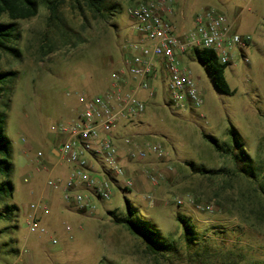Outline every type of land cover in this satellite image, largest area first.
<instances>
[{
  "label": "rangeland",
  "instance_id": "374dc122",
  "mask_svg": "<svg viewBox=\"0 0 264 264\" xmlns=\"http://www.w3.org/2000/svg\"><path fill=\"white\" fill-rule=\"evenodd\" d=\"M153 1L102 0L103 17L82 0H64L59 14L72 34L69 44L49 27L44 0H39L36 17L19 21L21 39L14 46L20 57L9 53L0 57V72L15 73L0 99L15 166L13 197L0 200V210L6 203L16 207L10 220H0V264H156L145 253L142 240L109 214H125L127 200L138 216L180 247V256L162 258L158 264H199L190 258L178 215L191 220L207 241L210 264H264V197L256 191V183L235 172L231 157L218 153L204 137L232 144L234 129L255 164L264 163V0H170L179 12L175 26H181V13H186L188 33L195 30V17L211 9L224 14L235 33L251 37L244 49L248 62L241 50L235 51L226 71L236 94L220 92L191 49L181 62L190 70L203 105L180 111L166 107L160 76L155 98L139 94L147 101L143 117L121 129L126 134H153L150 141L168 152V164H159L164 175L160 185L155 189L151 185L142 196L135 185L129 190L115 185L109 200L92 197L82 188L78 193L89 201L80 207L65 197L71 167L53 149H60L66 138L53 128L77 117L82 110L79 96L108 89L137 32L128 9ZM39 165L46 168L38 171ZM124 165L137 178V164ZM223 168L226 172H219ZM50 179L61 185L48 186ZM150 192L156 204L147 200ZM41 199L49 211H39L40 228L31 232L30 207Z\"/></svg>",
  "mask_w": 264,
  "mask_h": 264
},
{
  "label": "built area",
  "instance_id": "2783aa9c",
  "mask_svg": "<svg viewBox=\"0 0 264 264\" xmlns=\"http://www.w3.org/2000/svg\"><path fill=\"white\" fill-rule=\"evenodd\" d=\"M170 2L155 0L128 9L136 33L142 39L126 46L120 66L111 75L108 89L91 97L79 96L82 110L78 116L53 128L66 138L57 153L60 160L71 167V176L65 182V197L75 207L89 201L78 193L82 188L102 200L111 198L115 185L132 189L135 180L124 162L142 164L141 174L148 178L152 188L160 185L164 175L159 164H168V152L161 144L150 141L153 134H126L121 129L143 117L147 104L139 94L146 92L150 98L157 96L155 84L161 69L166 73L165 106L180 111L203 105L190 70L182 66L183 54L195 48L212 49L221 64H231L235 51L241 50L248 62L244 49L251 37L235 33L234 24L224 14L210 9L196 16L195 30L181 38L166 13L172 12ZM144 40L150 43H144ZM42 156L39 152V157ZM42 167L46 168L39 165L37 170ZM47 185L58 188L61 181L50 179ZM146 198L151 204L157 202L153 192ZM30 209L28 224L31 232H37L40 228L39 211L48 212L49 207L41 199ZM206 209L213 208L207 206ZM41 231L45 232V229Z\"/></svg>",
  "mask_w": 264,
  "mask_h": 264
},
{
  "label": "trees",
  "instance_id": "16d2710c",
  "mask_svg": "<svg viewBox=\"0 0 264 264\" xmlns=\"http://www.w3.org/2000/svg\"><path fill=\"white\" fill-rule=\"evenodd\" d=\"M82 1L93 12L102 13L105 10L102 0ZM44 2L49 11V27L59 32L65 44L71 43L72 34L67 30L59 14V7L64 0H44ZM40 5L39 0H0V57L6 53L16 58L20 57V51L14 46L21 39L18 23L36 17L39 14ZM194 52L198 61L207 69L216 88L226 95L234 96L236 91L231 88L226 77V71L231 64H221L212 49L195 48ZM14 77V72H0V99L7 91L8 83ZM6 119V114L0 112V176L3 178L0 180L1 201L11 199L14 190L12 176L15 166L12 162V142L6 135ZM231 136L232 144H228L220 143L214 136L204 135L218 153L231 157L236 165L235 172L256 183V191H259L264 197V163L255 164L254 160L246 153L242 140L234 129L231 130ZM199 171L203 172V170ZM220 171L226 172V169L223 168ZM15 211L14 205L6 203L5 208L0 210V220H10L15 215ZM137 213V209L129 200H127L125 214L109 212L116 224L125 225L133 235L142 240L145 245V253L152 257L156 264L162 258L168 259L171 256L176 257L182 254L176 242L168 240L155 224L138 216ZM177 218L183 224V237L191 253V260L197 261L199 264H210V249L205 244L207 241L202 238L191 220L182 215H178Z\"/></svg>",
  "mask_w": 264,
  "mask_h": 264
},
{
  "label": "crops",
  "instance_id": "0c3cea01",
  "mask_svg": "<svg viewBox=\"0 0 264 264\" xmlns=\"http://www.w3.org/2000/svg\"><path fill=\"white\" fill-rule=\"evenodd\" d=\"M192 11L193 10L191 9V12ZM166 13H167V16L169 17V19L171 20V22H173V24H174L175 21H176V19H177V17H178V15H179V12L176 10V7L174 6V8L172 9V12H166ZM187 22H188V19H187L186 13L182 12L181 13V26H179V27L175 26L176 27V32H177V34L181 38H184L185 35L188 33L187 32L188 31ZM134 36H135L134 40H141L142 39V37L139 34H137V33H135ZM144 43H147L148 44L150 42H148L147 40H144ZM186 54H188V53L186 52ZM183 55H185V54H183ZM160 76H162V79L165 81L166 73L162 69H161V71L159 73V79H160ZM141 99H143L145 102H147L146 99H145V97H143ZM58 150L59 149H57V148H54L53 149V153L56 156H58V153H57ZM135 166H138L139 167V172L137 173V178H136L135 173H131V175L134 176L135 188H136L137 195L142 196V195H144V193H146L148 191V189H150L151 184H150V182L148 181V179L146 177H144L143 175H141V176L139 175V173L141 172V168L143 167V165L142 164H139V165L137 164ZM39 218H40V216H39Z\"/></svg>",
  "mask_w": 264,
  "mask_h": 264
}]
</instances>
